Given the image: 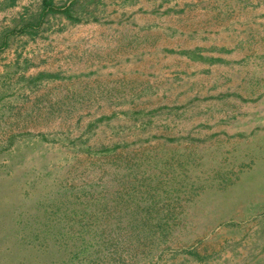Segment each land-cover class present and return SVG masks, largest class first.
Masks as SVG:
<instances>
[{"label": "rangeland", "instance_id": "1", "mask_svg": "<svg viewBox=\"0 0 264 264\" xmlns=\"http://www.w3.org/2000/svg\"><path fill=\"white\" fill-rule=\"evenodd\" d=\"M181 6L73 0L64 15L136 26ZM60 17L0 18V264H264V65L232 81L241 104L182 106L179 75L144 58L154 37L122 28L101 54L90 28L55 56Z\"/></svg>", "mask_w": 264, "mask_h": 264}, {"label": "crops", "instance_id": "2", "mask_svg": "<svg viewBox=\"0 0 264 264\" xmlns=\"http://www.w3.org/2000/svg\"><path fill=\"white\" fill-rule=\"evenodd\" d=\"M44 1L48 7L58 11L47 12L48 7H43ZM72 1L0 0V18L26 17L30 12L38 13L42 18L61 15L63 23L52 26L49 36L55 56L58 50L63 49L64 56L72 57L73 44L90 28L95 29L92 38L101 48V54H104L105 46L112 49L120 47L122 28H126L129 34L138 29L140 34L154 37L145 44L148 51L144 56L152 65V70L163 74L175 72L181 78L179 104L182 106L190 105L188 102H193L194 97H202L207 103L214 102L217 92L226 102L241 104L240 99L245 98V95L240 92L239 99L233 94L232 81L247 80L246 73L252 64L264 65V0H192L193 7L183 9L181 6L180 14H138L136 26H120L112 22L77 25L75 28L69 20L66 23L65 13L61 12L68 11L71 15ZM226 17H234L238 24ZM170 18H181L186 24L171 25L168 23ZM205 19L211 20L213 24L205 26ZM152 21L159 23L151 26ZM42 25L45 24L42 23L39 28ZM109 31L113 33L107 35ZM129 34L124 39L126 43L122 44L126 47L133 46L134 42L132 37L130 40ZM142 63L144 67L148 66L144 64L145 61ZM134 65L132 60L129 61L124 64L125 70L131 72ZM237 73L240 75L237 76ZM261 98H264V94Z\"/></svg>", "mask_w": 264, "mask_h": 264}, {"label": "trees", "instance_id": "3", "mask_svg": "<svg viewBox=\"0 0 264 264\" xmlns=\"http://www.w3.org/2000/svg\"><path fill=\"white\" fill-rule=\"evenodd\" d=\"M43 7H44V8L48 7V4L46 3V1L43 2ZM48 11H49V12H57L58 10H57V9H54V8H52V7H48V8H47V12H48ZM61 12L67 14V16H70L69 13H68V11H61ZM43 15H44V14H42L41 16H43ZM39 76H49V77H54L55 75H54V74L48 75L47 73H45V74H43V75L39 74ZM128 145H129V144L125 143V144H123V145H121V146H122V147H127ZM117 147H120V145L115 146L114 149L117 148ZM110 150H112V148H105V147H104V148H101L100 150H98L97 153H103V154H104V152H107V151H110Z\"/></svg>", "mask_w": 264, "mask_h": 264}, {"label": "bare ground", "instance_id": "4", "mask_svg": "<svg viewBox=\"0 0 264 264\" xmlns=\"http://www.w3.org/2000/svg\"><path fill=\"white\" fill-rule=\"evenodd\" d=\"M228 173V172H227ZM7 192V191H6ZM8 193V192H7Z\"/></svg>", "mask_w": 264, "mask_h": 264}]
</instances>
